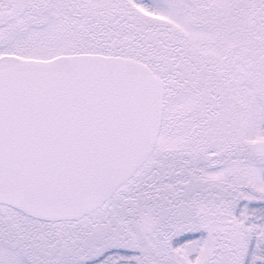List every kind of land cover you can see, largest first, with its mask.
<instances>
[{
  "label": "snow or ice",
  "instance_id": "1",
  "mask_svg": "<svg viewBox=\"0 0 264 264\" xmlns=\"http://www.w3.org/2000/svg\"><path fill=\"white\" fill-rule=\"evenodd\" d=\"M0 264H264V0H0Z\"/></svg>",
  "mask_w": 264,
  "mask_h": 264
}]
</instances>
